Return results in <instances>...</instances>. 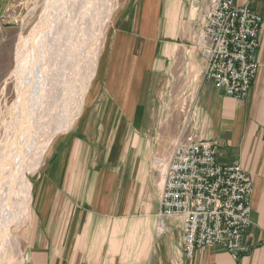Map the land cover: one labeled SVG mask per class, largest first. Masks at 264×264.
Instances as JSON below:
<instances>
[{
  "label": "crops",
  "instance_id": "obj_1",
  "mask_svg": "<svg viewBox=\"0 0 264 264\" xmlns=\"http://www.w3.org/2000/svg\"><path fill=\"white\" fill-rule=\"evenodd\" d=\"M10 1L0 0V14ZM236 2L262 17L245 100L206 80L196 43L182 40L194 0L126 1L72 128L33 176L23 264H264V0ZM176 97L183 101L166 112ZM175 136L216 143L218 164L252 176L247 253L214 246L186 258L178 219L156 232L163 179L150 165Z\"/></svg>",
  "mask_w": 264,
  "mask_h": 264
},
{
  "label": "built area",
  "instance_id": "obj_2",
  "mask_svg": "<svg viewBox=\"0 0 264 264\" xmlns=\"http://www.w3.org/2000/svg\"><path fill=\"white\" fill-rule=\"evenodd\" d=\"M236 1L204 0L195 36L203 77L223 95L244 100L258 73L262 17ZM215 156L214 143L178 138L165 166L156 229L179 219L186 258L215 245L234 258L249 250L242 237L251 224L253 178L239 165L218 164Z\"/></svg>",
  "mask_w": 264,
  "mask_h": 264
},
{
  "label": "bare ground",
  "instance_id": "obj_3",
  "mask_svg": "<svg viewBox=\"0 0 264 264\" xmlns=\"http://www.w3.org/2000/svg\"><path fill=\"white\" fill-rule=\"evenodd\" d=\"M77 2L48 0L45 3L33 40L18 70L13 135L0 153V244L16 241L11 227L21 226L30 217L32 183L27 175L38 169L52 140L72 128L96 74L99 60L98 27L91 45L84 51L86 61L83 73L82 63L78 59L80 45H73L75 40L71 34L74 27L69 16ZM89 5L84 13L87 16ZM61 38L64 40L62 44ZM77 40L82 41V36H77ZM42 119L47 123L41 130V136L33 142L30 141L32 138L25 141L26 136L29 137V126L31 129L37 128ZM31 147L33 150H27Z\"/></svg>",
  "mask_w": 264,
  "mask_h": 264
},
{
  "label": "rangeland",
  "instance_id": "obj_4",
  "mask_svg": "<svg viewBox=\"0 0 264 264\" xmlns=\"http://www.w3.org/2000/svg\"><path fill=\"white\" fill-rule=\"evenodd\" d=\"M47 1L48 0H11L8 6L5 7L3 12H1L0 14V153H1V150L7 146L10 138L13 135V127H14L15 118H16L14 102L16 99L18 70L19 68H21V62L23 60V57L26 53V50L28 49L29 45L31 44L33 40L38 22L41 19L42 12L44 10V5ZM82 1L83 0H78L77 4H74L73 9H71V12L73 14L71 13L69 17H71V24H73V27H74L73 33L71 34L73 40L76 41L77 36L78 37L82 36L83 38L82 41L77 40L76 43L75 41H73V45L75 46L80 45L78 59H79V62L82 63V73H83L84 64L86 61V57H85L86 52L84 51L86 50V48H88L89 45H91V41L93 40V36L95 34V31L97 30V27L99 29V32L97 33V38L99 40V45H98L99 46V52H98L99 57L101 56V53L108 52V47L110 51L111 49L110 47H112L115 22H116V19L118 18V14L120 13L122 7L124 6L127 0H99V1L91 0V2L90 0H84V1H87V3H85L84 1L83 3H81ZM200 1L201 0L199 1L194 0V4L192 5V8H191L192 10L190 14L191 18L188 19L187 21V31L185 34V38L182 39L183 41L186 40V42L191 41L193 44H195L197 41L196 36H195V28H197L201 24V21H202L201 16H202V6H203L204 0H202V3L198 5ZM88 5H89V9L91 12L89 11L88 16H87L84 13H85V8H87ZM92 6L94 8H91ZM80 15L82 18L80 17ZM75 17L79 18V20L78 19L75 20ZM80 21H82L81 22L82 25L81 23L79 24ZM62 38L60 40L61 44L64 42ZM83 57L85 58L83 59ZM181 101H183L182 97L181 98L180 97L171 98V101L169 103L168 108L166 109V112L167 111L169 112V108L171 109V111L176 110L178 108V104ZM188 101H189V98L186 99L187 104H188ZM72 104H73V101H71V105ZM172 117H173V113L171 115V119ZM45 123H47V121L45 119H42L38 122L40 126H38L37 128L31 129L29 126L28 128L29 137L26 136L25 141H29L32 138L30 141L33 142L38 137H40L42 133L41 130L43 129V126ZM171 126H172L171 129L173 131V124ZM177 139H176V136L172 137L171 151L176 142L175 140ZM204 142H209V141H204ZM210 143H213V142H210ZM214 145L216 146V143H214ZM32 148L33 147L27 148V150L29 149L30 151ZM170 153L168 152L165 155L155 157L152 159L150 167H151L153 174H155L158 177L159 182H161V180L163 179L165 166L167 164V160L170 156ZM28 156H30V153L28 154ZM35 172L27 175L31 183H32V179H33ZM250 208H251V205H250ZM28 219L25 220V222L21 226L11 227V231L14 234L16 241H14L13 243L11 242L9 244L7 243L0 244V264H23L24 259H25L27 241H28V228L30 224V220L28 221ZM250 222L252 223L251 214H250ZM180 224H181V221H180ZM250 225L248 226V228L250 227ZM164 230H165V227L163 231ZM163 231L159 232L156 229L157 233H162ZM215 246H221V245H215ZM221 247L225 249L223 246ZM208 248H212V247H208Z\"/></svg>",
  "mask_w": 264,
  "mask_h": 264
}]
</instances>
